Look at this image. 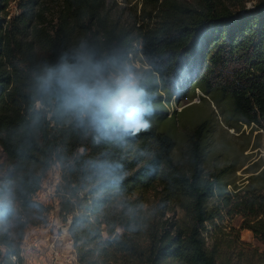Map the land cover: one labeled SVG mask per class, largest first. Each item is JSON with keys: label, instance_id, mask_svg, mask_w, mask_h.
<instances>
[{"label": "trees", "instance_id": "16d2710c", "mask_svg": "<svg viewBox=\"0 0 264 264\" xmlns=\"http://www.w3.org/2000/svg\"><path fill=\"white\" fill-rule=\"evenodd\" d=\"M104 1L61 0L53 21L36 10L39 0H19L20 13L7 20L10 0H0V147L5 154L0 185L17 183L23 190L17 197L19 217L0 220V264H15L13 255L21 264L22 240L37 222L30 215L41 217L48 210L34 197L53 165L59 169V214L70 217L78 264L125 258L129 264H232L203 234L208 224L222 220V212L240 215V226L262 244L248 264H264V167L239 189L242 193L229 196L223 182L219 190L226 167L217 173L204 168L205 121L187 134L183 162L174 157L173 137L156 126L167 114L157 109L151 128L126 147L95 144L51 108L35 130L29 127L33 69L54 63L81 41L122 65H129L128 53L141 54L147 67L130 68L143 76L153 103L187 94L180 71L188 65L195 71L193 88L219 91L230 99L236 121L263 127L264 0H254L250 8L228 3L240 0H139L132 27L102 13ZM101 158L122 166L119 185L102 192L88 166ZM216 189L220 202L210 204ZM152 193L155 202L146 209ZM175 208L181 209L180 218L165 217ZM233 264L246 263L234 259Z\"/></svg>", "mask_w": 264, "mask_h": 264}, {"label": "rangeland", "instance_id": "374dc122", "mask_svg": "<svg viewBox=\"0 0 264 264\" xmlns=\"http://www.w3.org/2000/svg\"><path fill=\"white\" fill-rule=\"evenodd\" d=\"M19 0H10L6 8V19H12L20 9ZM185 4L195 3L197 0H177ZM233 1V0H232ZM228 2V1H227ZM232 6L243 5L250 8L254 0H240L234 2ZM61 0H39L36 7L41 8L46 20H53L58 5ZM139 0H105L102 6V13L107 14L110 19H118L123 25L132 27L134 19L140 15ZM117 20V21H118ZM54 21V20H53ZM37 56H42V51L37 46ZM136 60V61H134ZM128 60L129 67L142 69L140 57ZM185 67V66H184ZM194 68L185 67L180 71L183 81L187 80V94L174 96L171 102L159 101L154 104V109L166 112L165 117L156 120V126L160 132L167 131L175 141L173 149L174 157L183 162L186 156L183 154L186 145L187 134L192 131L202 121L206 122L204 131V168L208 173H217L221 169L225 171L221 175L218 189L225 184V192L234 197L242 193V187L249 185L252 175L257 170L264 167V126L256 124H245L238 122L234 118L230 99L221 97L219 91H212L204 94L199 88H193ZM5 162V154L0 147V170ZM229 167V168H228ZM59 169L53 165L45 174L40 190L36 194L37 201L48 206L41 217L30 215L31 219L36 220V225H31L27 229L22 240L23 248L30 244V237L36 236L40 240L39 244L30 253L23 252L21 264H45L48 256L46 238L61 231L59 225L66 223L59 214L58 194L55 187L59 182ZM215 196L210 199V204L220 202V193L217 189ZM155 202L154 194L145 203L146 209L152 207ZM153 203V204H152ZM160 215V214H159ZM224 217L217 218L216 226L212 224L204 231V236L209 247L216 246L222 255L230 259L233 264L234 259H242L246 264L257 251H261L262 244L253 237L250 230L242 228L240 215L229 218L225 213ZM182 211L175 208L173 212H168L165 217L173 219L180 218ZM65 250L64 243L59 244ZM113 264H129V259H120Z\"/></svg>", "mask_w": 264, "mask_h": 264}, {"label": "clouds", "instance_id": "9594fccd", "mask_svg": "<svg viewBox=\"0 0 264 264\" xmlns=\"http://www.w3.org/2000/svg\"><path fill=\"white\" fill-rule=\"evenodd\" d=\"M143 76L126 64L99 55L87 41L62 53L54 63L33 69L34 102L29 127L35 130L49 108L95 144L126 147L131 138L151 128L153 97L142 84ZM101 192L121 182V165L107 158L88 162ZM17 183L0 185V220L17 218Z\"/></svg>", "mask_w": 264, "mask_h": 264}, {"label": "built area", "instance_id": "2783aa9c", "mask_svg": "<svg viewBox=\"0 0 264 264\" xmlns=\"http://www.w3.org/2000/svg\"><path fill=\"white\" fill-rule=\"evenodd\" d=\"M138 56L140 57V59L142 58L141 54H138ZM128 58H129L128 60H131V63L134 64L132 60L137 59V56H134L133 53L130 52L128 53ZM141 65L143 66V68L147 67V65L145 63H142V61H141ZM172 98H174V96H172ZM36 194L34 199H36ZM65 221L66 223H64L63 225H59V229L61 231L59 234L56 233L45 239L46 247L48 249V256L45 264H78L73 238L68 230L71 221L70 217L67 216ZM39 242L40 240H38L36 236L30 237L29 246L25 248L21 246L20 255L23 256V252L25 253V255L27 253H30L33 250V248L39 244ZM60 243H64L65 250H62L60 248L59 246ZM11 259L15 264H18L16 256L13 255Z\"/></svg>", "mask_w": 264, "mask_h": 264}]
</instances>
